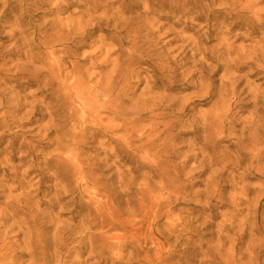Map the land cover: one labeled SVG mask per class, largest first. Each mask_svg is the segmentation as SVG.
I'll list each match as a JSON object with an SVG mask.
<instances>
[{
	"label": "bare ground",
	"instance_id": "bare-ground-1",
	"mask_svg": "<svg viewBox=\"0 0 264 264\" xmlns=\"http://www.w3.org/2000/svg\"><path fill=\"white\" fill-rule=\"evenodd\" d=\"M67 1L0 2V112L7 108V84H13L18 90L36 87L41 95L38 103L49 101V108L33 107L22 115L20 122L25 121L26 125L32 124L35 116H40V120L34 123L45 119L47 122L38 126L33 135L39 139L36 146H31L24 138L19 148L26 151L25 160L29 168H34L42 161L40 156L34 155L36 150L53 147L54 155L43 159V162L48 168L54 166L57 182L52 191L59 193L50 206L52 211L57 212L49 221H40L20 198L3 197L6 201L0 204L4 205L5 212L1 219L6 224L11 222L8 228L16 230V237L20 238L18 242L26 251L20 256L29 257L26 264H62L72 255L80 257V264H123L124 259L133 261V251L122 256L121 250L127 247L133 250V243L129 241H133L135 236L139 242L153 240L155 228L164 224L163 218L172 215L170 203L184 201L187 197L182 177L199 171L197 177L207 175L203 181L205 189L193 193L204 200L209 212L207 217L193 231L188 221L178 220L175 224L173 219H169L165 225L166 230L172 229L168 231L170 233H175L177 227L182 226L179 233L194 234L199 244L185 241L181 251H177L176 247L164 248L162 235L155 233L158 241L162 242L157 244V254L153 260L145 258V262L137 264H166L174 259L182 264H264V211L261 212V209L264 210V133H248L247 137L246 133H235V143L230 147L236 150L235 156L218 151L219 142L225 135L229 139L231 134L225 131H230L236 124L243 125L244 130L245 125L252 122L234 120L235 116L246 111V107H252L251 117L264 114L259 108L264 105V88L255 84V81H262L264 85V0H253L252 3L229 0L227 5L217 8L215 0H143L142 4H137L135 0H69V4ZM155 7L168 11L161 12L158 17L165 23L154 29L157 24L146 23L144 16L155 14ZM138 9H142V13H138ZM98 12L100 14L95 16ZM65 13V18H58ZM84 19H88V24L85 22L83 25ZM92 21L96 23L92 24ZM200 21L206 23L207 34L197 39L180 38L179 49L182 61L193 64L190 80L193 76L198 77L195 84L200 91H205L202 97H218L213 105L217 115L214 118L216 125L214 129V122L205 128L203 125V129L191 133L195 139L200 133L205 134L203 147L198 149L191 144L186 152H181L176 144L179 134H171L176 123L164 124V116L143 118L139 114L140 108H135L133 112L137 115L135 120L133 114L119 112L122 104L119 106L117 102L127 92L115 88V76L122 66L129 68L144 64L150 68L146 77L150 74L151 78L143 80V93L154 89L174 90L170 86L174 76H177L176 72L169 80L165 74L176 63L165 62L154 52L160 45L159 33L164 27H180L182 23L184 25L178 34L191 32ZM236 29L244 30V33L235 34L237 40H243L238 47L228 43L227 39ZM90 32L99 34L93 45L95 50L79 61L78 57L84 56L80 51L87 48L83 41ZM216 35L220 37L214 38ZM209 42L217 43L207 47ZM132 48L139 55L131 60L125 59L128 56L125 49ZM153 60L158 64H152ZM80 62L84 64L80 65ZM107 67H111L110 71L103 74L101 70ZM91 69L101 72L90 73ZM219 72L222 75L216 95L211 93L214 91L211 80ZM251 78L256 80L251 81ZM103 79L106 80L104 87ZM93 80L96 82L90 85ZM203 81L207 84L203 85ZM110 91L115 97L111 103L106 99ZM225 96L230 99H223ZM231 99L238 100L234 111ZM156 107L146 106L141 113ZM162 107L178 118L187 111L183 105L179 108L175 104ZM10 109L13 111L0 114V129L8 131L15 124L14 115L19 109L15 106ZM103 114L109 116L106 122ZM10 118L11 121L8 120ZM143 119L148 125L141 132L148 134L144 143L139 141L137 146L133 142V163L137 167L131 173L142 175L143 179V186L137 190L133 189V181L124 182L119 177L115 178L116 172L105 175L115 169L114 164L80 162L72 150L73 144L66 141L69 133H76V130L81 134L91 130L92 141L101 133L112 135L119 130L133 133ZM116 121L121 124H116ZM260 128L264 131V125ZM6 137L5 132L0 136V152H6L15 144L12 138L7 147L1 148ZM44 141L46 143H42ZM109 141L120 144L112 137ZM123 143L126 149H132L129 136L125 135ZM115 157L127 158L119 151H116ZM177 159L180 161L175 164ZM245 164L246 168L241 170ZM186 169L189 172L185 175ZM235 169L241 170L236 176L232 175ZM248 174L261 183L258 188L250 189L246 184ZM61 175H64L63 178H60ZM83 186L89 191L81 192ZM0 190H3L2 186ZM227 190L229 194H226ZM223 208L232 211L229 214L219 213ZM133 213L138 214L136 217L140 220L133 218ZM65 216L68 218L60 221ZM218 218L220 221L214 224L213 221ZM149 222L151 224L147 228L134 229L139 223ZM208 227L215 231L209 234L210 238L206 241L203 232ZM111 233L113 235L108 236ZM114 249L119 252L113 254ZM84 254L87 256L82 259ZM9 256L0 257V264H18V261L6 262Z\"/></svg>",
	"mask_w": 264,
	"mask_h": 264
},
{
	"label": "rangeland",
	"instance_id": "rangeland-1",
	"mask_svg": "<svg viewBox=\"0 0 264 264\" xmlns=\"http://www.w3.org/2000/svg\"><path fill=\"white\" fill-rule=\"evenodd\" d=\"M215 8L218 6L223 7L228 4L229 0H215ZM137 4H142L143 0H135ZM67 3L69 4L70 1L68 0ZM155 14H149L145 15V22L155 23L157 25H154V29L158 26H161L165 23L164 20H159L158 17L161 15V12L165 13L168 10H162L155 7L154 10ZM138 13H142V9L137 10ZM162 13V14H163ZM60 14L58 18H65L67 15ZM100 12L97 13L98 16ZM164 15V14H163ZM87 22L88 19L83 20V25ZM96 23V21H92V24ZM1 24V23H0ZM183 23L180 27H164L163 31L159 33V42L160 45L156 46L154 49V52L159 55L165 62L172 61L176 63V65L171 66V71L167 72L166 78L169 80L171 75L176 72L177 76L175 77L174 82L171 84L170 87H173L174 90L172 91H165V90H151L149 92L143 93L142 90L144 88L143 80L146 77V71H149L150 68L147 66V69L145 71H140V68L142 65H132L129 68H126L125 66H122L120 69L121 71L115 76V88L119 91H126L127 94L124 97H121L120 101L117 102V105L120 106L119 112H127L133 114L134 110L141 109L139 112L140 116L142 115L143 118H150L153 116H164L165 120L162 122L164 124H171L176 123V127L172 131V135L179 134V142L177 144V148L181 149V152H186L188 150V147L193 144L196 146V148L200 149L203 147V136L205 134L200 133V135L195 139L193 134L195 133L196 129H203L204 128L214 124L215 128V120L214 118L217 116L216 112L213 111V105L218 97H214V99H208L207 97H202L203 94H205V91H200L198 87H196L195 82L198 80L197 76H193L190 80V77L192 76L190 69L192 68L193 64L191 61H182L183 55H180L182 51L179 49L181 45V39L180 38H188L192 37L193 39L199 38L203 34H207V29L205 27L206 23L204 21H200L198 25H195L193 27V30L191 32L178 34L182 27ZM188 27H192L190 24H188ZM87 28L86 30H88ZM172 30V31H170ZM4 31H7V29H4ZM164 33H166L164 35ZM236 33H244V30H235L231 34L227 36L228 43H232L234 47H238L241 44H243V40H237L235 38ZM93 35V36H92ZM99 36L98 33L90 32V35L84 39V44L87 46V48L82 49L80 51V54L84 56H79L78 60L84 59V57L90 53H92L95 50V47L93 45L95 44V41L98 39ZM219 38L220 36L216 35L214 38ZM257 37L255 41H257ZM254 40V39H253ZM254 41V42H255ZM144 43V42H143ZM217 42H209L207 43V47L215 46ZM247 44V43H244ZM90 47V48H89ZM189 50V47L187 48ZM151 53V54H154ZM100 59L97 60L99 62ZM23 63V62H21ZM152 64H158L155 60L151 62ZM84 62H80V65H83ZM87 64V63H85ZM164 66L166 64H163ZM37 67H43L42 65H37ZM111 67H107L103 70V74H108ZM173 70V71H172ZM100 70L91 69L90 73L97 74L98 72H101ZM222 75V72H219L216 76H214L211 80L213 82V88L214 91H212V94L218 95V89H219V78ZM256 80V78H251V81ZM96 80H93L90 85H93ZM204 82V81H203ZM262 81H255L256 85H261V88H264V85H262ZM106 84V80H102V85ZM207 83H203L205 85ZM6 93L7 96L5 97L6 102L8 104L6 105V109L1 111L0 114H5V112H12L13 110L10 109L11 106H15L19 111L17 114L14 115L13 122L15 123L12 125L8 131L4 129H0V136L2 133L5 132V135L7 136L5 140L1 143V148H5L9 145V142L12 140V138L15 139V144L7 149L6 152H0V186H2L3 190H0V202L6 201V196H10L12 198H20L23 203H27L28 207L31 209V211L37 215L38 219L40 221H49L51 219V216H54L52 214H56L57 210L54 212L50 208L52 205V200L54 197L58 196V192L54 193L52 191V188L54 185H56V180L54 179L55 176V169L54 166L52 168L46 167V165L43 162V159H49L51 158L53 153V147H47L44 149H37L36 153L34 155L40 156L42 161H39L37 165L34 168H29L28 164L26 163L25 157L27 156L26 151L19 148V145L23 143L24 138H27V141L31 146H36L37 142H39L38 138H34V134L38 131V126H43L46 124L47 119L43 120L42 122H38L37 124L34 123L35 121L40 120V116H35L33 118V123L30 125H26L25 121H21L20 119L22 115L25 112H29L33 107H37L40 109L49 108V101H46L45 103H38L41 95H39V92L37 91L36 87L32 88H25L18 90L15 88L13 84H7L6 86ZM56 89V87H54ZM45 96V94L43 95ZM223 99H230L227 96L222 97ZM244 98V97H241ZM1 99V98H0ZM13 99V100H12ZM126 101V102H125ZM125 103V104H123ZM232 103V109L234 111V104L238 103V100L231 99ZM20 106H18V105ZM168 104H175L178 108L179 106L183 105L185 106V109L187 110L185 114H183L182 117L178 116L174 117L173 115L169 114L168 110H165L162 106H166ZM153 105H156L157 107L155 109L148 110L144 113H141L145 107L149 106L152 107ZM221 105V104H219ZM162 107V108H161ZM175 107V109H177ZM136 108V109H135ZM259 108H261L264 112V105H260ZM161 109V110H160ZM246 111L244 113L239 114L238 116L234 117V120L239 121H245L248 120V123L250 120H252L249 125H245V129L243 130V125L236 124L233 129L230 131H225L224 133L228 134L231 133L229 136V139L224 136L223 140L219 142L218 144V151H222L224 153H227L228 156H235L236 150L233 148H230L233 143H235L234 140V134L236 133H246L245 136H248V133H264V131L260 128V126L264 125V114H259L258 117L250 116V112L252 111V107H246ZM163 110V111H162ZM44 112H42L43 114ZM40 114V115H42ZM177 115V113H175ZM168 115V116H166ZM216 115V116H215ZM107 114H103V118H105V122L107 121ZM2 118V117H1ZM133 120L137 118V115L132 116ZM4 119V118H2ZM161 119V117L159 118ZM11 121L12 119H8ZM156 122H161V120H157ZM11 124V123H9ZM116 124L120 125L121 123L116 121ZM148 123L146 122V119H143L142 122L137 125L133 129V133H125L123 130H119L117 133L106 134L101 133V135H97L92 141L91 139V133H89L91 130L88 131V133H77L78 130H76V133H69V135L66 137V141L69 144H73V152L76 155V157L79 159L80 162L83 164H107L108 166L113 165L115 166V169L113 168L112 171L105 173V175H111L112 173H115V178L119 177L120 181L129 182L133 181V189L137 190L140 189L143 186V179L142 175L137 176L131 173V170H134V168L137 167L136 164L133 163V142L135 145H139V141L144 143L145 137L147 136V133H142V128L147 126ZM69 128V126H68ZM35 129V131H33ZM160 130L162 127L159 128ZM211 129V132H212ZM179 132V133H178ZM208 132V131H207ZM207 136H209V133H206ZM125 135L129 136V141L132 144V149L128 150L124 146H122L123 139ZM22 136V137H17ZM76 137V138H75ZM110 137L113 139H118L119 143L121 144H113L111 143ZM46 143V141L42 142ZM115 145V146H114ZM116 151L120 152L121 156H126L127 158H116ZM115 155V156H112ZM180 160L174 161L175 164H177ZM174 164V165H175ZM247 164L243 165L241 167V170L246 168ZM241 170H233L232 175H237L241 172ZM189 172V169H186L184 174L186 175ZM199 171H196L189 175L188 177H182L181 183L185 185L187 191V197L183 200H178L175 202L170 203V208L172 210V215L167 216L163 218L161 224L158 226V229L155 228V233H158V235H162V238L164 240V244H162L161 240L160 242L157 239V235L154 233L153 240L147 241V242H139L137 240V237H133V241L130 240V243H133V250L130 247L122 249V256H126L129 252L133 251V261H127V259L123 260V264H137L142 263V261L145 262V258L148 260H153L154 256L157 254V244H162L164 248L174 249L173 247H176L177 251H181L185 246V241H188L192 245L199 244L198 239L195 237L194 234L189 235L188 233H179L181 232L182 226H178L175 233H170L168 231H171V228L165 229V225H167L169 219H173L174 223L177 224L178 220H183V222L188 221L191 223L190 229L193 231L196 227H199L202 223V219L204 220L207 215L208 211L205 207L204 200L198 199L196 195H194L193 192H202L204 191L203 181L206 178L207 175L203 177H197L196 174ZM230 172V171H229ZM64 175H61L60 178H63ZM58 180V179H57ZM155 183H157L155 181ZM246 184H249L250 189L258 188L260 186V182L254 181L252 179V175L248 174L246 179ZM191 186V188H190ZM192 189V191H191ZM83 191H89V189L86 186L81 187V192ZM229 190L226 191V194ZM164 193V192H163ZM165 194V193H164ZM253 194L250 195L251 198H253ZM6 197V198H3ZM137 199V197H136ZM135 200L134 194H133V201ZM199 201V202H198ZM2 202V203H3ZM0 204V257H3L6 254H9V259L6 262L10 261H18V264H26V261L29 259L27 256H20V254L26 252L23 250V247L20 246L18 240L20 238L16 237V230L9 229L8 226L11 222H8L6 224V221L1 219V215L3 212H5V208L3 204ZM264 205V201L262 202ZM137 211V208H135ZM232 210L229 208H223L219 210V213H227L229 214ZM264 211L261 209V212ZM138 214L133 213V218H137V220H140ZM68 217H64L60 219V221L66 220ZM220 221V218L213 221L214 224H217ZM151 223H139L136 225L134 229L139 228H147ZM52 231V230H51ZM215 229L212 227H208L207 230L203 232L205 235V240L207 241L210 237L209 234L214 232ZM94 233H97L98 230H93ZM190 232V231H189ZM143 234V235H142ZM181 234L179 238L177 236ZM113 234H109L108 236H112ZM142 236H144V232L141 233ZM177 238V239H176ZM190 238V240L188 239ZM142 240V239H140ZM247 242V240H245ZM119 251L117 249H114L112 252L113 254L118 253ZM3 254V255H2ZM86 254L82 256V259L86 258ZM80 257H77L75 255H72L71 257H68L63 260L62 264H80L79 263ZM92 262V261H91ZM166 264H182L177 259H174Z\"/></svg>",
	"mask_w": 264,
	"mask_h": 264
},
{
	"label": "clouds",
	"instance_id": "clouds-1",
	"mask_svg": "<svg viewBox=\"0 0 264 264\" xmlns=\"http://www.w3.org/2000/svg\"><path fill=\"white\" fill-rule=\"evenodd\" d=\"M0 2H3V0H0ZM234 2H239V0H234ZM248 3H252L253 0H247ZM115 48V46H113ZM125 51L128 52V56L125 58L127 60H131V58L133 56H137L139 55V53L136 51L135 48H132V49H125ZM147 69V65H142L141 68H140V71H145ZM148 79L151 78L150 74L146 77ZM114 90V89H113ZM106 99L108 100L109 103L113 102L115 100V97L112 95V92H108L107 93V96H106Z\"/></svg>",
	"mask_w": 264,
	"mask_h": 264
}]
</instances>
